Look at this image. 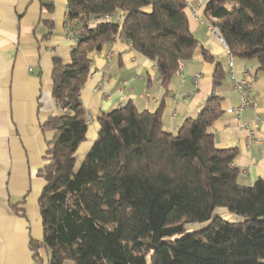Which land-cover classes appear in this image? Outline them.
I'll use <instances>...</instances> for the list:
<instances>
[{"label":"trees","instance_id":"1","mask_svg":"<svg viewBox=\"0 0 264 264\" xmlns=\"http://www.w3.org/2000/svg\"><path fill=\"white\" fill-rule=\"evenodd\" d=\"M186 6V0H67L75 44L69 64L52 60L51 96L62 113L42 124L54 134L39 171L43 237L29 241L34 258L42 246L48 264H264V180L240 183L236 149H218L209 130L222 112L213 94L225 76L219 64L203 107L176 134L163 131L161 105L139 111L128 101L101 116L96 139L74 168L87 131L79 94L91 53L124 40L155 62L167 91L178 62L190 59L198 43ZM205 13L231 56L256 59L257 72L264 71V0H208ZM219 207L241 220L214 215ZM209 219L184 232L185 223Z\"/></svg>","mask_w":264,"mask_h":264},{"label":"crops","instance_id":"2","mask_svg":"<svg viewBox=\"0 0 264 264\" xmlns=\"http://www.w3.org/2000/svg\"><path fill=\"white\" fill-rule=\"evenodd\" d=\"M186 1L189 28L198 43L167 91L155 62L126 41L114 38L91 53L90 73L79 94L89 119L85 139L73 155L75 169L98 135L101 116L128 101L139 111L154 112L161 105L163 131L176 134L184 119L203 107L219 64L225 76L213 94L220 98L222 112L209 128L215 146L236 149L232 165L240 183L264 180V71L257 72L256 59L230 55L205 13L208 0ZM66 17L67 0H0V264H48V249L39 247L34 258L29 241L43 237L38 199L44 180L39 171L54 132L42 124L62 113L51 96L52 60L69 64L75 44ZM230 71L236 80L250 82L249 105L242 106Z\"/></svg>","mask_w":264,"mask_h":264},{"label":"built area","instance_id":"3","mask_svg":"<svg viewBox=\"0 0 264 264\" xmlns=\"http://www.w3.org/2000/svg\"><path fill=\"white\" fill-rule=\"evenodd\" d=\"M112 19L120 23V22H122L123 17H122V15H116V16L114 15V16H112ZM213 32H214L215 34H217V35L219 34V32H218L216 29H214V28H213ZM230 65H231V63H230ZM181 66H182V61H179V62H178V70L181 69ZM229 76H230L231 79H232L233 88H234L236 91H238V92L240 93V95H241L242 106H247V105H249L250 103H249V101H248L247 98H246V94H247V92H248L249 89H250V86H251L250 82H249L248 80H246V79L236 80V79L234 78V76H233L232 71L229 72ZM239 110H240V108H237V109L228 108L227 111H228V112H235V113H238ZM88 119H89V118H88ZM88 119H87V120H88Z\"/></svg>","mask_w":264,"mask_h":264},{"label":"rangeland","instance_id":"4","mask_svg":"<svg viewBox=\"0 0 264 264\" xmlns=\"http://www.w3.org/2000/svg\"><path fill=\"white\" fill-rule=\"evenodd\" d=\"M214 215H217L226 221L241 220L240 217H238V216H236V215H234V214H232V213L228 212L227 210L220 208V207L215 210ZM211 219L201 221V222H187L184 224V232L198 231V230L204 228L205 226H207Z\"/></svg>","mask_w":264,"mask_h":264},{"label":"water","instance_id":"5","mask_svg":"<svg viewBox=\"0 0 264 264\" xmlns=\"http://www.w3.org/2000/svg\"><path fill=\"white\" fill-rule=\"evenodd\" d=\"M219 35V37H220V34H218Z\"/></svg>","mask_w":264,"mask_h":264}]
</instances>
